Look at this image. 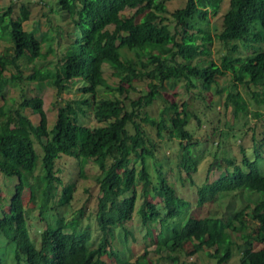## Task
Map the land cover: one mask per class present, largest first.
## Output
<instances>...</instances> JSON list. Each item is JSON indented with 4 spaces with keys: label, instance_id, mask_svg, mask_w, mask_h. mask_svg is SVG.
Masks as SVG:
<instances>
[{
    "label": "trees",
    "instance_id": "obj_1",
    "mask_svg": "<svg viewBox=\"0 0 264 264\" xmlns=\"http://www.w3.org/2000/svg\"><path fill=\"white\" fill-rule=\"evenodd\" d=\"M57 1L61 38H69V48L56 71L36 70L28 77L29 82H47L62 95L81 80L80 91L95 99L99 89H109L103 71V66L109 65L121 79V94L128 92L124 84L133 89L134 81L142 78L153 81L148 86L152 90L131 102L133 112L118 97L101 101L96 117L108 125L97 129L79 125L78 117L84 113L82 105H90L82 100L62 106L57 124L50 130L43 99L28 98L27 87L18 108H0V173L18 180L10 201L4 203L0 194V233L13 247L15 264H181L180 255L194 257L206 249L213 251L210 257L216 264H226L237 246L234 236L243 228L249 229L252 221L257 226L256 235L242 236L249 243L240 264H264V157L260 146L264 145V131L248 130L243 138L250 143L246 146L242 142L236 150L239 156L235 157L232 148L222 153L221 145L226 139L213 129L204 143L218 137L223 156L216 152L213 163L202 169L208 150L200 148L202 141H195V131L189 129V103L180 107L166 98L159 118L141 117V111L153 107L162 96L159 89L165 84L185 81L194 89L200 83L207 86L205 91L218 84L220 77L230 74L233 85L225 104L227 110L232 108L236 119L242 113L261 118L262 112L249 110L239 87L260 90L252 95L255 103L264 107V0H228V9L221 16L222 30L215 36L204 28L210 14L208 8L218 14L226 7L225 0H187L184 8L171 13L175 32L166 24L170 21L168 0ZM126 10L134 14L124 16ZM12 13L10 8L0 16V31L11 30L8 35L0 34V42L10 41L15 51L11 61L0 53V83L10 64L19 69L12 79L24 82L18 61L33 62L46 57L43 45L49 37L38 38L24 30L23 23L30 17L28 8L23 6L17 19L12 18ZM8 17L10 21L6 22ZM112 26L114 29L110 30ZM215 41L224 52L220 64L212 59ZM123 49L134 52L137 60L125 58ZM203 91L201 98L207 102ZM26 109L40 116L39 125L31 122L24 113ZM195 118L201 127L203 118ZM144 125L155 129L160 138L168 134L181 141L182 151L168 161L163 142L151 137ZM224 158L229 162L226 172L210 182L209 174L222 167ZM67 159L82 164L102 161L98 179L102 196L96 211L99 237H95L90 223L81 230L85 210L72 221L62 216L54 223L47 222L44 230L34 232L30 228L27 197L38 198L41 209L52 196V188L59 185L63 187L59 206L70 204L73 186L59 176V163ZM176 161V168L181 171L180 185L171 184L165 172L164 163ZM137 163L141 164L139 172ZM183 173L189 178V185ZM140 186L142 204L138 202ZM187 188L196 191V196L187 195L193 201L180 193ZM155 196L161 198L162 209L154 204ZM209 205L212 210L205 217L194 214L196 208ZM135 217L147 229L146 251L137 260L133 256L138 239L129 230ZM118 229L125 232L126 241L117 240ZM130 237L134 240L130 241ZM149 246L158 247L157 255H169L153 262L147 258ZM7 262L0 257V264Z\"/></svg>",
    "mask_w": 264,
    "mask_h": 264
},
{
    "label": "rangeland",
    "instance_id": "obj_2",
    "mask_svg": "<svg viewBox=\"0 0 264 264\" xmlns=\"http://www.w3.org/2000/svg\"><path fill=\"white\" fill-rule=\"evenodd\" d=\"M227 1L225 0L223 11L218 14H214V11L209 7L210 11L208 23L204 25V28L215 36V33H219L222 30V14L228 9ZM187 0H168L167 7L170 14L167 15V18L170 21H167L166 24L170 26V29L175 32L176 22L173 20L171 13L175 12L178 9L184 8L186 6ZM26 6L30 12V17L28 21L23 23L24 30L27 32H33L38 38L49 37V39L43 45V54L45 58H39L33 62H27L26 60L18 61V64L21 68V77L24 82L14 81L13 76L19 73V69L10 64L7 68V71L3 74V80L0 83V108L1 107H12L18 108L21 103V96L24 92V88H28V98L39 97L44 101V110L48 118V124L50 130H52L58 121L59 109L62 106L70 102L79 103L82 100L89 101L90 105H82L84 113H81L78 117V123L81 126H86L91 129H97L100 127H105L108 123L99 120L96 117L97 109L101 101L104 100H116L117 97L127 103L131 112L133 108L130 106L132 101L138 100L141 96L150 92L152 89L149 88V84L153 82L149 78H142L134 81L133 89L130 88L129 84H124V88L128 90L127 93L121 94L118 91V88L122 86L121 79L116 75V70H114L109 65L103 66V71L105 78L108 82L109 89L101 88L99 89L95 99L91 95H85L80 91V88L83 86L81 80H77L74 85L62 95H59L56 87L48 84L47 82H29L27 79L29 76H32L36 70H52L56 71L57 65L61 62L62 56L66 53L69 48L70 42L69 38H61V26L62 21L60 18V6L57 0H0V16H3L10 8H12V18L17 19L20 15L21 8ZM124 16L130 17L134 14V11L126 10L122 13ZM10 18H6V22H9ZM114 27H110V30ZM11 30L0 31L1 35H8ZM0 53L5 54L9 57L11 61L14 58L15 51L13 44L8 40H2L0 42ZM122 54L125 58L137 60V56L134 52H131L127 49L122 50ZM212 59L217 63H221V57L223 56V48L215 41L212 47ZM151 67L150 70H152ZM155 84L159 85L158 81H154ZM232 76L229 74L226 77H220L218 79V84L212 85L209 89L204 90V84L196 85V88L190 89L187 82L182 81L178 83H168L163 87H160L159 91L162 94L161 97H158L155 105L151 108L141 111V117L144 118L146 115L151 117L159 118L160 112L165 106L167 101L166 98L173 100L180 107L185 103L190 104L189 109V120L191 125L189 129L193 132L195 131V141H202L200 145L201 149H207L208 155L206 159L201 164L202 169L205 166H209L213 163V155L216 152L220 151L218 148V137L210 138L209 143H204L206 138L212 133L213 129H217L222 133L226 141L221 145L222 153L224 154L228 148L238 150L239 146L244 143L248 146L250 143L249 139H245V133L251 128H257L260 132L264 131V107L258 106L253 98L252 93L258 92L260 90L251 86L250 88L242 85L239 87V91L242 94L243 100L247 103L249 110L251 112H262L263 116L261 118L255 117L252 113L249 115L241 114L239 118H235L232 112V108H226L227 96L232 90ZM204 92L206 101L201 98L200 93ZM164 96V97H163ZM129 97V98H128ZM137 112V111H136ZM24 113L35 125L40 124V116L34 114L32 109H26ZM198 115L203 118V125L199 127V122L195 118ZM145 129L149 132L151 137L160 140L163 142L164 152L169 159H175L179 151H182L180 147L181 141L177 139H171L168 134H164L161 138L158 137L157 131L150 126L144 125ZM249 137V136H248ZM215 140V141H214ZM261 146L262 156L264 157V145ZM226 149V150H225ZM37 151L40 155L43 154L41 147L37 144ZM237 152V151H236ZM235 152V157L239 156L238 152ZM220 156H223L219 152ZM234 156V154H233ZM102 161H89L82 164L74 159L62 160L59 163L60 169L62 172L59 176L64 180L67 185H72L74 192L72 194V199L69 205L61 207L58 202L63 192V187L56 185L52 188V196L47 201V204L41 206V201L37 198L31 200L29 197L26 198L27 202V211L29 214V223L31 224V230H44L46 229L47 222L54 223L58 218L65 217L67 221H72L75 218L79 217V212L81 210L86 211V215L83 218V227L85 228L87 224H92L93 231L95 232V237H99V227L96 223V211L98 209V199L102 196V192L98 183V179L101 176L100 165ZM39 164H41V158L39 159ZM167 178L169 182L174 185H180L181 181L179 179L180 169L176 168V162H167L164 163ZM264 166V161H263ZM229 165L228 158L222 160V167L216 169L213 173L209 174L210 182L215 181L223 172H226V167ZM137 171L141 170V164L137 163L135 165ZM201 169V170H202ZM83 171V172H82ZM155 172V169H151ZM82 172V173H81ZM39 172L36 173V175ZM205 174V171H204ZM84 175V176H82ZM184 178L186 177V184L189 185V178L185 173H183ZM18 184L16 178H8L4 174L0 173V194L1 198L5 199L4 203H7L15 194V187ZM138 202L142 204L144 199L142 197V187H138ZM196 191L190 189H182L180 193L184 196L194 195L196 196ZM155 195L153 190L151 191V196ZM156 197V196H155ZM193 201L192 197H186ZM154 204L162 209L161 198L156 197ZM212 210V206H206L204 208H196L194 214L196 216L205 217ZM252 211V210H251ZM250 211V212H251ZM2 212L0 211V218H2ZM33 224V225H32ZM129 230L135 233L136 238L138 239L136 245V252L133 256V260L142 258L146 248L144 241L147 234V229L140 223V219L135 217L133 219V224L129 225ZM257 230L256 223L251 222L250 228H243L241 231L234 236V241L237 246L234 247L233 257L226 264H240V259L243 255V251L248 248L249 240L244 239L242 236H247L253 234L255 237V232ZM35 239L39 242L38 236L34 235ZM117 240L120 242L126 241L125 232L122 229L117 230ZM130 241L134 240L132 237L129 238ZM123 246V245H122ZM241 248V250H240ZM123 249L126 251L125 246ZM148 250L150 254L147 258L157 262L162 255H169L166 252H163L162 255H157L158 247L149 246ZM127 254V253H126ZM210 254H213L212 250L206 249L203 252H199L197 256L188 257L186 255H180L181 264H216L217 261L210 257ZM0 257H5L8 260L5 264H15L13 258V247L9 245V242L0 233ZM160 264H163L161 261ZM165 264V263H164Z\"/></svg>",
    "mask_w": 264,
    "mask_h": 264
}]
</instances>
